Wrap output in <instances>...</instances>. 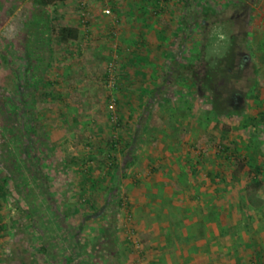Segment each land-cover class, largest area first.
Wrapping results in <instances>:
<instances>
[{
    "label": "rangeland",
    "instance_id": "374dc122",
    "mask_svg": "<svg viewBox=\"0 0 264 264\" xmlns=\"http://www.w3.org/2000/svg\"><path fill=\"white\" fill-rule=\"evenodd\" d=\"M0 264H264V0H0Z\"/></svg>",
    "mask_w": 264,
    "mask_h": 264
},
{
    "label": "trees",
    "instance_id": "16d2710c",
    "mask_svg": "<svg viewBox=\"0 0 264 264\" xmlns=\"http://www.w3.org/2000/svg\"><path fill=\"white\" fill-rule=\"evenodd\" d=\"M67 0H34V2L44 9L48 6H56L58 3L65 2ZM50 36L58 38L64 43L76 42L81 38V32L79 28L65 25H50Z\"/></svg>",
    "mask_w": 264,
    "mask_h": 264
},
{
    "label": "built area",
    "instance_id": "2783aa9c",
    "mask_svg": "<svg viewBox=\"0 0 264 264\" xmlns=\"http://www.w3.org/2000/svg\"><path fill=\"white\" fill-rule=\"evenodd\" d=\"M104 13L110 14L111 13V10L109 8H107V9L104 10Z\"/></svg>",
    "mask_w": 264,
    "mask_h": 264
}]
</instances>
